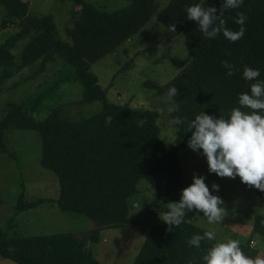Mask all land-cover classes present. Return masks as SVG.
Segmentation results:
<instances>
[{"label":"trees","instance_id":"16d2710c","mask_svg":"<svg viewBox=\"0 0 264 264\" xmlns=\"http://www.w3.org/2000/svg\"><path fill=\"white\" fill-rule=\"evenodd\" d=\"M70 1L74 13L72 42L57 36L52 15H35L22 0H0L5 10L2 27L18 22L19 32L0 44V92L3 80L41 61L63 60L54 80L22 103L10 102L0 117V151H6L7 132L36 130L42 150L40 164L59 180L57 200L19 199V212L55 202L63 212L85 215L93 230L78 239L72 233L11 238L0 229V255L17 264H102L92 245L100 231L133 223L129 216L138 183L186 204L168 224H154L133 264H217V246L209 231L194 223L196 205L183 190L179 153L211 137L264 124V0H127L108 12L87 0ZM153 18L173 34L182 35L190 63L166 84L147 83L173 103L170 118L177 129L175 144L161 138L158 113L108 101L92 65L130 40ZM31 36L20 59L12 52ZM65 71V72H64ZM79 82V105H101V110L79 120L52 108L42 119L33 114L62 84ZM76 101L74 103H77ZM244 186L264 198V157L245 179ZM253 233L264 238V216L255 218ZM258 252L239 244L236 264H251Z\"/></svg>","mask_w":264,"mask_h":264},{"label":"rangeland","instance_id":"374dc122","mask_svg":"<svg viewBox=\"0 0 264 264\" xmlns=\"http://www.w3.org/2000/svg\"><path fill=\"white\" fill-rule=\"evenodd\" d=\"M23 1V0H22ZM35 15H52L57 36L72 42L75 34L74 13L78 20L80 7L63 0H24ZM100 10L113 12L127 0H87ZM170 0H158L164 8ZM5 10L0 5V44L19 32L18 22L2 27ZM31 36L12 49L19 61L21 50ZM191 61L182 35L173 34L153 18L130 40L96 61L92 71L100 86L107 90L108 101L158 113L161 138L167 147L175 144L177 129L170 118L173 103L147 83L166 84ZM68 64L63 60L49 62L40 72L41 61L13 73L3 80L0 92V117L10 102L22 103L54 80L55 74ZM65 72V71H64ZM4 68L0 65V75ZM83 96L79 82L62 84L44 101L42 119L52 108L73 120L98 113L99 103L79 105ZM77 103H74V102ZM6 151H0V229L11 238L72 233L78 239L93 230L85 215L63 212L57 203H45L19 212L22 196L25 202L40 199L55 201L60 194L57 175L41 166L42 140L36 130L7 132ZM264 157V124L217 135L179 153L183 190L196 205L194 223L209 231L217 246L212 260L217 264H236L239 244H249L258 252L251 264H264V238L253 233L255 218L264 216V198L250 192L244 181ZM133 223L100 231L99 241L92 245L95 258L102 264H133L154 224H168L177 212L185 213L186 204L153 190L146 180L138 183V193L129 200ZM0 264H17L0 255Z\"/></svg>","mask_w":264,"mask_h":264},{"label":"crops","instance_id":"0c3cea01","mask_svg":"<svg viewBox=\"0 0 264 264\" xmlns=\"http://www.w3.org/2000/svg\"><path fill=\"white\" fill-rule=\"evenodd\" d=\"M24 1V0H23ZM25 2V1H24ZM27 3V2H26Z\"/></svg>","mask_w":264,"mask_h":264}]
</instances>
